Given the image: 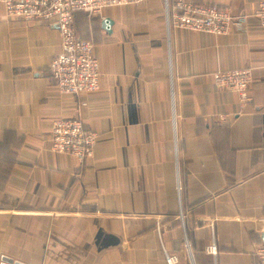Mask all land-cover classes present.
<instances>
[{"label":"crops","instance_id":"crops-1","mask_svg":"<svg viewBox=\"0 0 264 264\" xmlns=\"http://www.w3.org/2000/svg\"><path fill=\"white\" fill-rule=\"evenodd\" d=\"M174 1L76 12L100 72V89L76 96L61 94L49 71L57 27L0 5V264H259L257 0H191L248 14L244 31L225 35L172 28ZM244 67L251 100L238 112L235 93L217 92L211 74ZM77 113L98 135L83 163L49 150L52 122Z\"/></svg>","mask_w":264,"mask_h":264},{"label":"built area","instance_id":"built-area-1","mask_svg":"<svg viewBox=\"0 0 264 264\" xmlns=\"http://www.w3.org/2000/svg\"><path fill=\"white\" fill-rule=\"evenodd\" d=\"M140 0H0L5 15L26 21H42L56 26L59 51L49 63V71L61 94L79 95L100 89L99 61L93 53L91 40L82 39L73 24L74 14L82 11L96 16L110 6L138 3ZM264 27V0H257L252 13ZM167 17L174 29L203 31L214 35L241 32L245 29L248 14H232L226 7L195 3L191 0H175L167 6ZM217 92H233L238 112L251 100L249 89L253 82L251 67L220 69L211 74ZM238 114V113H236ZM98 135L85 129L79 113L75 117L60 118L52 122L49 150L71 155L83 163L93 156ZM215 254L216 245L208 247ZM259 264H264V244L256 250ZM176 259L167 256V264Z\"/></svg>","mask_w":264,"mask_h":264},{"label":"water","instance_id":"water-1","mask_svg":"<svg viewBox=\"0 0 264 264\" xmlns=\"http://www.w3.org/2000/svg\"><path fill=\"white\" fill-rule=\"evenodd\" d=\"M110 24H111V20H110V19L106 18V19L103 20V25H104V27H105L107 30H109V31H110V28H109Z\"/></svg>","mask_w":264,"mask_h":264}]
</instances>
